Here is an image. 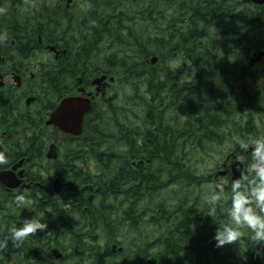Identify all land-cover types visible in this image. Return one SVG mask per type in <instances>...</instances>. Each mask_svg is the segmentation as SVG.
<instances>
[{
    "label": "trees",
    "instance_id": "1",
    "mask_svg": "<svg viewBox=\"0 0 264 264\" xmlns=\"http://www.w3.org/2000/svg\"><path fill=\"white\" fill-rule=\"evenodd\" d=\"M68 2L0 0V34H7L0 53L9 61L0 70L24 78L23 87L0 85V143L8 157L0 169L24 159L30 181L17 190L0 184V239L3 226L20 217L35 214L48 224L19 248L9 241L0 264H248L264 244L244 235L215 246L203 197L218 181L202 168L217 146L229 155L234 137L264 134V65L249 61L264 49L262 6ZM49 46L65 55L56 60ZM97 65L114 76V89L95 100L82 135L54 138L44 114L89 82ZM53 141L59 155L48 159ZM56 178L61 193L53 190ZM21 191L29 207H9Z\"/></svg>",
    "mask_w": 264,
    "mask_h": 264
},
{
    "label": "clouds",
    "instance_id": "2",
    "mask_svg": "<svg viewBox=\"0 0 264 264\" xmlns=\"http://www.w3.org/2000/svg\"><path fill=\"white\" fill-rule=\"evenodd\" d=\"M6 38V33L0 34V41ZM233 140L231 152L240 175L230 181L215 183L203 197L207 215L216 224L212 239L217 248L238 242L244 235L257 245L264 244V134L238 135ZM7 162V155L0 151V166ZM9 207L26 209L29 197L23 191L15 193ZM218 208L223 214L222 219H217ZM3 228L6 234L0 239V250L8 247L9 241L17 248L21 247L38 230L47 229L48 224L34 214L20 217Z\"/></svg>",
    "mask_w": 264,
    "mask_h": 264
},
{
    "label": "water",
    "instance_id": "3",
    "mask_svg": "<svg viewBox=\"0 0 264 264\" xmlns=\"http://www.w3.org/2000/svg\"><path fill=\"white\" fill-rule=\"evenodd\" d=\"M253 3L264 5V0H249ZM54 49V47H51ZM264 59V50H260L257 53H254L253 58H251V63H255ZM153 62L157 61V58L152 59ZM105 78V76L103 77ZM14 80L18 86L21 85V77L19 75L14 76ZM33 98H28L27 102L30 103ZM92 108V102L89 97L84 95H73L64 97L57 107L49 114V118L45 121L47 126L54 125L59 130L72 134V135H80L83 130L84 118L87 113L90 112ZM0 151L4 152L3 145L0 144ZM49 158L57 157V145L52 144L47 153ZM24 163V160H20L16 164H14L10 169L0 170V183L8 187L9 189H14L19 187L24 178V169L16 172L19 167H21ZM232 171L234 173V177L236 178L240 175L239 171L236 169V165L233 164ZM62 190V185L60 182V178H56L54 182V191L59 193ZM117 245L113 246V250H115ZM118 251H122V247H118ZM55 255L60 257L61 254L55 250ZM147 264H157L155 259H149ZM249 264H263L262 257L260 254L253 253L249 260Z\"/></svg>",
    "mask_w": 264,
    "mask_h": 264
},
{
    "label": "flooded vegetation",
    "instance_id": "4",
    "mask_svg": "<svg viewBox=\"0 0 264 264\" xmlns=\"http://www.w3.org/2000/svg\"><path fill=\"white\" fill-rule=\"evenodd\" d=\"M69 2L66 4L67 5V8H70V2L71 0H68ZM110 22L109 21H105V24H109ZM89 34H91V32H89ZM41 43V41H40ZM89 43V41H86L85 44ZM109 45H111L110 43H103V49H105L106 47H108ZM48 46V45H47ZM47 48V47H46ZM49 53L56 59L58 60L60 57H62L63 55H65L64 52H62V50H59L57 48L56 51L54 50H50L49 49ZM99 55V54H98ZM97 54L95 55L94 59L97 58L96 57ZM0 62L3 64L5 63V66L7 67L9 65V61L7 60V57H3ZM259 65H264V61L261 60L259 61V63H257ZM89 65V64H88ZM97 70L96 72H91L90 73V81L89 82H85V83H81L77 88L76 90L75 89H71L70 91H72L71 93L69 94H74L75 91H77L78 93H84L85 95H89V93H92L94 96V102L95 100L98 98V97H102L104 96L105 94H107V92L109 90H113L114 89V79L111 81V77L114 78V76H111V77H107L106 79H103V78H99V75H107L102 69H101V65H97ZM264 68V67H263ZM14 73H18L21 77H22V83L24 82V78H23V73L22 72H16V71H12V70H5V69H1L0 70V75L2 76L1 77V80H0V85H1V81H3V84L1 86H5V85H16L14 83V80H13V74ZM31 77L34 78V74L31 73ZM9 78V79H8ZM8 79V80H6ZM23 87V84L22 86ZM80 90V91H79ZM105 93V94H103ZM98 95V96H97ZM92 97V95H91ZM27 104L29 105L30 103L27 102ZM32 104V103H31ZM89 115V114H88ZM87 115V116H88ZM87 116H86V119H87ZM2 138V137H0ZM48 159H53V158H49L47 156ZM234 164V158H233V154L232 152L227 155L224 159V162L221 166V168H219L215 174H214V178L216 181H224V180H231L233 177H234V173L232 171V165ZM7 168L5 169H0V170H6ZM262 251V259H263V262H264V250H260L259 252Z\"/></svg>",
    "mask_w": 264,
    "mask_h": 264
},
{
    "label": "rangeland",
    "instance_id": "5",
    "mask_svg": "<svg viewBox=\"0 0 264 264\" xmlns=\"http://www.w3.org/2000/svg\"><path fill=\"white\" fill-rule=\"evenodd\" d=\"M262 9H264V7H262ZM41 55L43 56V54H41ZM41 58L42 57H39V56L36 57L37 60H41ZM32 67H33L32 68L33 70L29 71L30 74L31 73H36V71H37L36 65H33ZM8 79H6V80H8ZM45 118H46V116L44 114V119ZM52 135H53L54 138H57V137H61L62 133H60L59 130L54 129V131L52 132ZM225 149H227L225 145L224 146H217V149L214 152H212L213 154L212 155L209 154L207 156V159L209 160L208 164L202 168V172L203 173H205L206 175H208V174L210 175L211 174V180L212 181L215 180L214 174L219 168H221V166H222V164L224 162V159L227 156V154H225V153H227V151ZM228 154H229V152H228ZM24 169H25V167H24ZM50 173H51V175H53V172H50ZM47 175L48 174L45 172L44 176H47ZM54 182H55V180H54ZM54 182H53V187H54ZM25 183H30V181L26 179ZM215 183L216 182H214V184ZM214 184H210V185L213 186ZM211 186H209L207 188L210 189ZM62 188H63V185H62ZM19 189H21V188H19ZM15 190H17V189H15Z\"/></svg>",
    "mask_w": 264,
    "mask_h": 264
},
{
    "label": "bare ground",
    "instance_id": "6",
    "mask_svg": "<svg viewBox=\"0 0 264 264\" xmlns=\"http://www.w3.org/2000/svg\"><path fill=\"white\" fill-rule=\"evenodd\" d=\"M28 23V22H27ZM28 25H30V23H28ZM40 41H41V39H40Z\"/></svg>",
    "mask_w": 264,
    "mask_h": 264
}]
</instances>
